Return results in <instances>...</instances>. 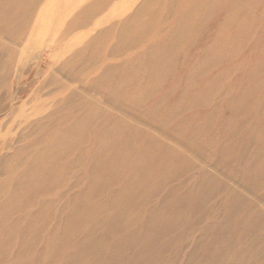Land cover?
I'll list each match as a JSON object with an SVG mask.
<instances>
[{
    "label": "rangeland",
    "instance_id": "374dc122",
    "mask_svg": "<svg viewBox=\"0 0 264 264\" xmlns=\"http://www.w3.org/2000/svg\"><path fill=\"white\" fill-rule=\"evenodd\" d=\"M49 155L20 196L9 175ZM263 172L264 0H0V264L237 251Z\"/></svg>",
    "mask_w": 264,
    "mask_h": 264
},
{
    "label": "bare ground",
    "instance_id": "6f19581e",
    "mask_svg": "<svg viewBox=\"0 0 264 264\" xmlns=\"http://www.w3.org/2000/svg\"><path fill=\"white\" fill-rule=\"evenodd\" d=\"M17 2V1H16ZM230 41V40H229ZM231 42V41H230ZM237 44L234 43L233 45ZM237 47V46H236ZM235 47V48H236ZM217 61V60H215ZM72 131L70 133H74L77 131H83L85 134V131L87 127H85L83 124H74L70 128ZM82 137V136H80ZM67 135L63 132H55L50 140L48 141V149L51 151L55 149L57 146L62 147V150L59 149L60 152L66 151L65 146L69 145ZM85 138V137H83ZM50 158V155L46 157V162H49L48 165L46 166L47 169H39V171L34 170V166L30 165L28 168L22 173H16L14 175H9L8 179L13 176L16 177L15 180V187L13 189L17 190L18 194L20 196L24 195L26 191L30 190H40L43 188L42 183L45 181L42 179V177H49V176H54L56 168L58 166V162H52ZM49 172H52L50 174ZM39 178V179H38ZM262 179H264V172L262 173ZM13 191H10V193ZM8 193V192H6ZM8 193V194H10ZM8 196V195H7ZM8 199H6L7 201ZM234 203V208H233V213L234 215H239L244 213V209L248 208L249 206L243 205L241 202H233ZM46 216L45 212L38 214L37 216L32 218V221H30L29 225L30 228L37 227L38 223H41L43 217ZM259 223H262V219L257 218L256 219ZM175 224L174 222H171V225ZM238 225L236 229H240V225ZM3 226L0 224V229ZM261 228L264 229V227L260 226ZM238 234V239L237 242L234 244L233 249H237V251H232L230 249H221L218 251H215V248H220L217 247V245L209 246L210 242H207L204 244V247H206V250H208L207 254H202L204 257L199 261V263H196L195 258H193V254L195 253L196 250L190 252L189 259L190 261H193L196 264H257V262H260L264 264V230L258 231H251L248 232L246 235L241 234L240 231L235 232ZM234 234V233H233ZM219 241L222 243L223 241L219 239ZM1 243V240H0ZM200 245V244H199ZM199 245H197L199 247ZM261 247V250L259 248ZM200 248V247H199ZM81 256V255H79ZM188 259V260H189ZM80 260V259H79ZM80 264V263H79ZM189 264V263H188Z\"/></svg>",
    "mask_w": 264,
    "mask_h": 264
}]
</instances>
